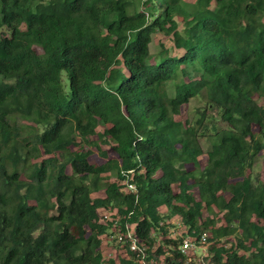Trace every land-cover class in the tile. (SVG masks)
Returning <instances> with one entry per match:
<instances>
[{
	"label": "trees",
	"instance_id": "16d2710c",
	"mask_svg": "<svg viewBox=\"0 0 264 264\" xmlns=\"http://www.w3.org/2000/svg\"><path fill=\"white\" fill-rule=\"evenodd\" d=\"M262 152L264 0H0V264H112L108 208L153 262L179 219L200 264H264Z\"/></svg>",
	"mask_w": 264,
	"mask_h": 264
},
{
	"label": "built area",
	"instance_id": "2783aa9c",
	"mask_svg": "<svg viewBox=\"0 0 264 264\" xmlns=\"http://www.w3.org/2000/svg\"><path fill=\"white\" fill-rule=\"evenodd\" d=\"M128 171L123 174L126 179L124 184L126 190L130 194L136 193V187L133 183L129 182ZM101 222H110L107 233L102 237L101 245L107 246L108 249L115 246V249L107 252V257L113 260L112 264H123L122 261H132L133 264H163L162 258L157 262H153L148 259L147 252L149 250L154 251L159 237L153 230L150 233V237L154 239V244L149 248L143 241H141L135 230L134 223L125 222L121 224L119 222L120 217L116 213L115 209H104L99 213ZM166 223V220L160 222L159 225ZM186 229L183 223L177 219L173 221V225L168 229V239H176L178 241L177 250L184 257L185 264H191L192 262L199 260L198 258L204 255L207 251V233H201L199 236H190L185 234ZM158 246V245H157Z\"/></svg>",
	"mask_w": 264,
	"mask_h": 264
},
{
	"label": "rangeland",
	"instance_id": "374dc122",
	"mask_svg": "<svg viewBox=\"0 0 264 264\" xmlns=\"http://www.w3.org/2000/svg\"><path fill=\"white\" fill-rule=\"evenodd\" d=\"M163 42L164 44H168L169 47L171 45L166 40V37L162 36L161 34H155L152 36V40L149 46V50L151 53H156L159 50V44ZM169 94H172V91L169 90ZM205 97L201 95L199 98H195L189 101L188 104L183 105L181 108V112L179 114V119L184 120L186 118L191 119L192 115H194L197 111H202V109L205 107ZM210 112V110H208ZM101 146L104 147V144ZM202 146L205 150L206 144L204 141H202ZM93 159L96 162H103L101 159H98L97 152H94ZM200 165L203 166L206 162V159L204 156L200 157L199 159ZM250 175L253 179L257 181H264V152L260 153L253 164V167L250 171ZM108 246V245H107ZM107 246L101 245V251L104 254L105 257H107V252L112 251L115 249V246L111 247L110 249L107 248ZM207 255V251H205L204 255L199 257V260H196L192 262L191 264H200L201 261H203L204 256Z\"/></svg>",
	"mask_w": 264,
	"mask_h": 264
}]
</instances>
